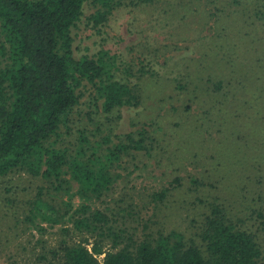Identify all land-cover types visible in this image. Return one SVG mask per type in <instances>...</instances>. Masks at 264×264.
<instances>
[{
	"label": "rangeland",
	"instance_id": "1",
	"mask_svg": "<svg viewBox=\"0 0 264 264\" xmlns=\"http://www.w3.org/2000/svg\"><path fill=\"white\" fill-rule=\"evenodd\" d=\"M135 2L125 0L96 27L90 18L97 6L87 2L72 36L76 59L101 51L115 56L117 78L140 104L104 113L92 105L94 87L83 82L58 146L75 149L84 130L98 156L127 134L151 139L148 150L123 158L111 190L92 203L126 231L119 248L162 230L198 238L221 203L231 214L252 216L247 225L260 229L264 244V226L251 215L264 214V0ZM221 81L224 93L215 90ZM43 186L24 173L0 178V264H63L54 254L62 241L83 239L65 234L69 216L43 224V233L26 221L27 202ZM46 199L65 207L68 196L46 193ZM81 203L74 198L75 209ZM113 247L112 240L104 245Z\"/></svg>",
	"mask_w": 264,
	"mask_h": 264
},
{
	"label": "trees",
	"instance_id": "2",
	"mask_svg": "<svg viewBox=\"0 0 264 264\" xmlns=\"http://www.w3.org/2000/svg\"><path fill=\"white\" fill-rule=\"evenodd\" d=\"M124 1L0 0V178L24 173L45 183L27 202L26 221L43 233V224L58 225L69 216L65 234L74 231L83 239L62 241L54 254L63 264H263L260 229L247 225L252 216L231 214L222 203L213 206L198 238L162 230L157 237L119 248L126 231L110 224L92 203L111 190L113 170L123 158L148 150L151 139L146 132L127 134L98 156L84 130L79 131L75 149L58 146L62 128L68 129L80 103L83 82L94 87L92 105L104 113L140 104L137 92L117 78L115 56L101 51L96 58L76 59L73 50L72 28L87 2L97 6L90 18L96 27L108 22ZM215 88L225 91L222 81ZM45 192L67 195L65 207L46 199ZM76 197L82 203L75 209ZM251 215L264 226L260 209ZM108 240L116 251L105 250Z\"/></svg>",
	"mask_w": 264,
	"mask_h": 264
}]
</instances>
